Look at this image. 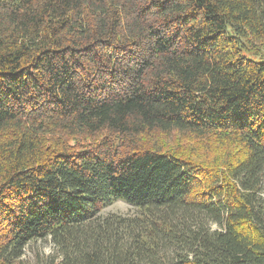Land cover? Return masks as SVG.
Here are the masks:
<instances>
[{"label": "trees", "instance_id": "16d2710c", "mask_svg": "<svg viewBox=\"0 0 264 264\" xmlns=\"http://www.w3.org/2000/svg\"><path fill=\"white\" fill-rule=\"evenodd\" d=\"M263 191L264 0H0V264H264Z\"/></svg>", "mask_w": 264, "mask_h": 264}, {"label": "rangeland", "instance_id": "374dc122", "mask_svg": "<svg viewBox=\"0 0 264 264\" xmlns=\"http://www.w3.org/2000/svg\"><path fill=\"white\" fill-rule=\"evenodd\" d=\"M264 194V191L262 192ZM137 212L136 207L130 203H127L123 200H115L112 203L103 207L100 211V215L106 216L108 214H119L130 216L134 215ZM212 228L216 227L215 224H211ZM55 247L50 237L41 238L35 241L29 242L23 251V259L30 260L36 253L50 255L54 252Z\"/></svg>", "mask_w": 264, "mask_h": 264}]
</instances>
